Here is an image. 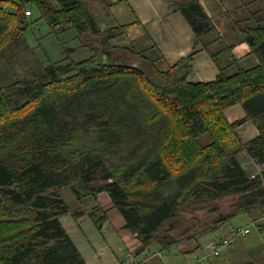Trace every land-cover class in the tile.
<instances>
[{
    "label": "trees",
    "instance_id": "obj_1",
    "mask_svg": "<svg viewBox=\"0 0 264 264\" xmlns=\"http://www.w3.org/2000/svg\"><path fill=\"white\" fill-rule=\"evenodd\" d=\"M169 2L189 24L194 48L201 45L218 68L215 79L188 81L195 50L161 67L136 43L113 45L129 24L101 28L82 0H0V55L24 36L35 10L34 23L44 18L97 38L79 45L90 52L83 59H71L76 48L63 46V59L46 70L0 84V264H85L60 220L80 213L62 188L77 201H95L89 217L100 230L107 216L97 195L106 192L138 239V253L152 242L199 245L234 217L264 214V169L252 177L240 156L264 163V0L224 12L233 15L230 39L200 0ZM244 43L245 55L257 59L250 67L234 55ZM116 49L148 63L152 75L136 63L99 58ZM235 104L245 115L229 121L224 110ZM246 121L258 134L242 142L235 129ZM171 181L177 190L165 194L161 186ZM182 208L196 214L179 222ZM255 226L262 231L264 222Z\"/></svg>",
    "mask_w": 264,
    "mask_h": 264
},
{
    "label": "crops",
    "instance_id": "obj_2",
    "mask_svg": "<svg viewBox=\"0 0 264 264\" xmlns=\"http://www.w3.org/2000/svg\"><path fill=\"white\" fill-rule=\"evenodd\" d=\"M245 1L200 0V3L209 16H215L218 30L222 32L224 28H232L230 22H232L231 16L233 15L224 12L239 6ZM82 2L91 13L94 10L95 14H92L101 28L116 24H129L124 37L129 42L136 43L138 49L147 50L149 56L160 58L168 65L175 64L195 50L192 56V72L187 77L188 81H211L219 73L218 68L206 50L201 45H197L194 48V34L189 24L179 11H172L169 0H82ZM230 29L227 31L229 39L233 36ZM242 46L243 44L238 45L233 51ZM250 56L243 55V58L239 60L240 63L241 60H246ZM254 64V62L250 61L245 67H250ZM224 113L229 121L242 118L245 115V111L240 104L228 107ZM235 132L242 142H246L258 134L256 127L250 121L239 125ZM97 197L101 208L107 216L102 223L101 237L111 250H113L114 245L117 246L118 250L116 253L119 255L129 250L132 251L136 246L133 244L131 234L124 228V219L119 210L113 206L106 192L98 193ZM252 216H256V214H249V219L247 218L245 224H236L235 226L247 225L253 219ZM235 226L232 225L228 228L224 225L219 232L207 233L200 238L199 245L196 240L180 242L177 244L178 249L183 253L191 252L206 245L213 236L226 235ZM257 230L260 234H264V230L260 231L258 228ZM260 250L264 253V238L261 241L250 242H246L244 239L236 240L235 243L223 248L219 255L211 256L203 264H251L258 257ZM136 257L138 256H135L134 262L137 261Z\"/></svg>",
    "mask_w": 264,
    "mask_h": 264
},
{
    "label": "rangeland",
    "instance_id": "obj_3",
    "mask_svg": "<svg viewBox=\"0 0 264 264\" xmlns=\"http://www.w3.org/2000/svg\"><path fill=\"white\" fill-rule=\"evenodd\" d=\"M92 13L95 14L94 10ZM39 16L40 14L38 11H33L32 15L28 17L30 24L24 36L16 43L6 46L3 53L0 55V84L7 85L13 82L16 78H31L34 74L41 72L45 67L44 65H47L50 61L55 62L62 60L63 46L65 48H76L74 52L70 53V58L73 60H80L90 55L88 47L76 46L80 44H93L94 40L97 39L96 37L88 35L87 38L76 37L78 33L75 28L62 30L59 26L49 24L44 18H40L34 23L33 21ZM229 29L230 27L226 29L224 28V30L220 32V35L225 37ZM231 38H233V36ZM128 42L129 40L123 36L120 37L118 41L113 40L112 44L118 46V44H128ZM210 48L213 51L217 49L214 45ZM116 51L118 50L116 49ZM247 51L248 46L245 43L242 47L234 51V55L238 58V63L242 67H245L250 61L255 64L257 62L254 55L248 54L251 55L250 58L243 61L241 60L240 63L239 60L243 58V55H245ZM150 57L154 58L153 56ZM161 61L162 59L158 58V63ZM121 63H126L128 65L136 63L139 69L144 71L147 75H152L153 73L148 63L142 62L133 55H131L130 60L126 59ZM159 64L161 67L163 66V63ZM234 69V66H231L227 69V72H232ZM243 154L244 152H242L240 156ZM247 169L250 171L252 167L247 165ZM161 190L165 194H174L177 188L175 183L171 181L163 184ZM61 197L72 210L76 208V210L80 212H77L75 216H72L71 214L63 215L60 217V220L66 231L70 234L77 249L84 256L85 264H195V257L200 256L203 252L204 247H199L191 252L183 253L179 251L177 244H172L168 249H161L157 243L152 242L147 245L144 250L136 254V256H138L136 259L137 261H140V263L137 261L134 262L133 257L126 256L124 253L122 255L117 254V246L114 245L113 250H111L106 244V241L101 237L100 229H97L96 225L89 217V211L95 204V201L91 197L77 201L70 188H62ZM224 200H227V198ZM180 214L181 219L179 222L182 220L187 221L196 213H191L190 211L186 212L184 211V208H182ZM261 216L262 215L252 216L253 219H251V221L258 219ZM247 218L248 215L234 217L225 226L229 228L232 225L245 224ZM183 224H185V222ZM175 228H178V222L172 224L171 231H175ZM250 230L251 232L249 235L240 237L236 240L239 241L244 239L246 242H250L261 241L264 238V234H260L255 225H252ZM128 232L131 234L133 244L136 246L132 249L133 254L136 252L137 247H139V241L131 231L128 230ZM236 240L233 243H235ZM251 264H264V253L262 250L259 251L258 257Z\"/></svg>",
    "mask_w": 264,
    "mask_h": 264
},
{
    "label": "built area",
    "instance_id": "obj_4",
    "mask_svg": "<svg viewBox=\"0 0 264 264\" xmlns=\"http://www.w3.org/2000/svg\"><path fill=\"white\" fill-rule=\"evenodd\" d=\"M25 13H26V15L31 14L28 9L25 10ZM242 156H241L242 166H244L245 168H247V165H249V167L250 166L252 167V169L250 170L251 176L252 177L255 175L261 176L262 170L264 169V163L258 162L255 158H252L251 156H249L246 153H244ZM258 222H264V214L260 218L250 221L245 226L235 227L234 229H232L229 233H227L224 236H220V237L213 236L207 242L206 245H203L201 247V248L204 247L203 252L200 256L195 257V260H194L195 264H203V263L207 262L211 256L219 255L224 247L229 246L236 239H238L240 237H245V236L249 235L251 232L250 227L252 225H256ZM136 253L137 252L132 254V251H130V250L128 252H124V254L126 256L133 257V259L135 258ZM157 255H158V253H157ZM137 262L140 263L139 261H137Z\"/></svg>",
    "mask_w": 264,
    "mask_h": 264
},
{
    "label": "flooded vegetation",
    "instance_id": "obj_5",
    "mask_svg": "<svg viewBox=\"0 0 264 264\" xmlns=\"http://www.w3.org/2000/svg\"><path fill=\"white\" fill-rule=\"evenodd\" d=\"M118 53V54H117ZM99 58L102 60V61H107V62H110V63H113L114 59H119V61H124L126 59L130 60L131 59V55L123 52V51H114V52H111L110 54H108V56L106 58H104L103 56H99Z\"/></svg>",
    "mask_w": 264,
    "mask_h": 264
},
{
    "label": "water",
    "instance_id": "obj_6",
    "mask_svg": "<svg viewBox=\"0 0 264 264\" xmlns=\"http://www.w3.org/2000/svg\"><path fill=\"white\" fill-rule=\"evenodd\" d=\"M114 51H116V50H104V51L101 52V56H103L104 58H106L108 56V54H110L111 52H114ZM113 61H114L113 64H120L121 63L117 59H114ZM103 62L110 63V62H107V61H103Z\"/></svg>",
    "mask_w": 264,
    "mask_h": 264
},
{
    "label": "bare ground",
    "instance_id": "obj_7",
    "mask_svg": "<svg viewBox=\"0 0 264 264\" xmlns=\"http://www.w3.org/2000/svg\"><path fill=\"white\" fill-rule=\"evenodd\" d=\"M63 48H64V47H63ZM44 69H45V68H44ZM45 70H46V69H45ZM47 72H48V71H47ZM50 74H51V73H50ZM50 74H49V75H50ZM42 76H43V75H42ZM66 82H67V81H66ZM52 83H53V81H52ZM58 84H59V83H58ZM54 85H55V84H54ZM62 85H63V84H62ZM63 86H64V85H63ZM57 87H58V86H57ZM42 234H43V233H42Z\"/></svg>",
    "mask_w": 264,
    "mask_h": 264
}]
</instances>
